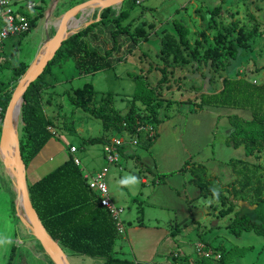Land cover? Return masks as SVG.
I'll return each instance as SVG.
<instances>
[{
	"label": "rangeland",
	"instance_id": "1",
	"mask_svg": "<svg viewBox=\"0 0 264 264\" xmlns=\"http://www.w3.org/2000/svg\"><path fill=\"white\" fill-rule=\"evenodd\" d=\"M26 1H31L36 5L31 11L33 18H36L35 25L21 37L15 36L4 40L0 52V90L5 87L8 90H14L24 74L16 75L14 68L21 63L26 64L28 68L46 40L54 34L55 26L63 13L86 0H22L20 4L23 5ZM18 5L19 3H13L12 8ZM104 9L107 10L104 12L107 19L93 25L86 34L85 40L91 48L102 53L109 49L111 55L120 60L107 69L82 74L77 71L73 60L67 59L61 65L59 62L54 64L46 76L50 85L43 90L42 104L46 114L52 117L57 126L56 128L51 127V131L56 135L61 134L60 139L63 142L71 141L78 146L77 143L85 137L103 136L108 141L113 137L123 136L114 130L105 131L99 119L71 106L66 91H72L85 83H90L94 89L90 99L91 106H98L108 93H112L114 98L108 113L123 114L129 108L133 97L151 95L150 87L154 86L161 77L162 68L167 67V82L163 85L162 93L168 101L172 100V102H169L170 104L163 102L160 116L175 117L173 122L177 127L169 124L171 120L168 122L163 120L164 124H162V137H166L162 143L172 144L168 125L174 127L172 132L175 134L172 137L180 139L178 125L182 128L187 126V131L192 123L196 127L197 124L205 125L211 122L212 116H207L210 114L205 115L206 118H203L201 122L198 116L204 114L199 109L196 116H192L193 119L188 116L196 112L193 110L196 109L193 101L197 93L215 92L220 87L221 79L227 76L245 77L253 83H260L264 80V0H122L121 4L96 9L94 12L84 9L75 15L68 27H73L84 12L89 15L86 16L82 25L94 19L96 15L103 18ZM123 11H128L129 16L121 23L123 25L129 23V31L135 34L132 37L131 32L120 33L112 37L110 31L116 27V23L110 18ZM173 21H182L189 27L186 44L178 42ZM247 29L254 31L252 33L255 34L248 40L242 41L246 46L241 49L237 62L225 65L217 71L210 70L209 74L205 73L206 67L203 62L201 65L196 63L193 67L188 64L189 62L187 64L178 63L172 54H162L163 40L168 41L169 35L175 37L176 43L182 49V54L190 59L192 50L198 49L202 54L203 48L213 42L215 35H228L226 38H233L236 42V37L240 32ZM166 33L169 35L166 36ZM203 34L206 39L203 38ZM196 41H198L197 44ZM132 75H137L138 78L135 79ZM209 76L212 78L209 79ZM136 103L143 110L144 105L140 100H136ZM191 105L194 106L191 108L193 111L189 110ZM207 109H214V113L251 115L249 110L207 106L204 111ZM187 110L189 113H184ZM207 111L210 112V110ZM18 119L17 129L20 123V113ZM234 120L240 122L238 118ZM230 126L229 122L220 121L213 133L210 147L199 153L200 159L209 157L208 163L203 162L207 165L210 177L218 183L221 190L219 199H215L212 194L207 197H196L198 194L195 195V193L190 195L193 196L191 211L187 212L186 218L181 222H177L178 217H181L177 208L155 205L151 202L149 194L152 190L150 182L154 175L160 173L161 170L175 167L171 159L159 158L155 153L149 152L138 144L124 146L121 150L119 164L109 165L105 180L111 202L123 208L124 229L126 230L137 222L148 225L161 224L169 228V231H172L166 242L171 251L169 253H172V256L179 253L184 258H190L188 264L216 263L215 251L211 250L209 257L197 251L196 246L203 242L210 244V248L218 247L219 251L224 253V264H264V235L250 230L235 236L226 228V224L240 213L248 214L251 219L263 223L264 226V204L251 202L254 195L252 190L255 187L254 182L250 192L238 193L237 198H234L235 195L230 192L228 184L248 173L246 168L238 165H236V171H233V165L228 162L229 160L244 159L248 167L257 165V176L264 178V150L254 149L251 152L244 145L235 147L233 140H238L245 135L233 130ZM194 133L195 130L192 131V134ZM179 143L182 142L179 141ZM103 145L104 143L89 145L84 150L78 146L76 153L78 157H82L83 162L87 160L90 165L102 166L103 163L105 164L104 157H102ZM61 157L63 159L49 162L40 174L43 175L54 169L66 157H69L68 152H63ZM1 168L4 171L3 165L0 166ZM4 173L10 181V183L7 181V193L14 197L15 191L11 179L6 172ZM127 174L137 176L138 185L132 188L120 186L118 181ZM142 177L146 178L147 183L140 192L139 188L143 186L140 183ZM235 185L238 188L237 183ZM127 189L136 194L129 195ZM241 195L245 197L244 202L239 200ZM201 200L210 203L205 207L200 203ZM14 209L16 213L15 200ZM16 218V223L14 221L16 225L13 226L11 232L12 241L0 247V264L7 263L10 247L13 246L12 264L18 263L20 255L26 258L28 264H51L52 261L29 229L23 225L20 217L17 215ZM130 245L131 243H128L124 235H120L116 240L115 254L121 257H133V246ZM63 251L69 264L102 263L100 258L72 254L70 250L65 249Z\"/></svg>",
	"mask_w": 264,
	"mask_h": 264
},
{
	"label": "trees",
	"instance_id": "2",
	"mask_svg": "<svg viewBox=\"0 0 264 264\" xmlns=\"http://www.w3.org/2000/svg\"><path fill=\"white\" fill-rule=\"evenodd\" d=\"M106 11V9L102 11L103 18L99 21L89 24L65 39L53 58L48 61L43 72L31 81L26 88L23 94L18 127L20 152L25 167L53 136L50 128L57 127L52 117L46 114L41 98L43 90L50 85L46 80V76L51 67L57 62L61 65L63 61L72 59L79 73L89 74L107 69L120 60L113 57L109 49L102 53L95 48H91L85 40L86 34L93 25L107 19V16H104ZM128 16L129 12L123 11L117 16L109 17L116 23V27L110 31L112 37L120 33L127 34L131 32L129 31V23L124 25L121 23ZM35 20V17L31 19V28L34 27ZM173 25L178 36V42L186 44L189 27L182 21H173ZM252 32L254 31H248V29L241 31L236 37V42L233 38H226L228 35L221 36L217 34L212 39L213 42L208 47L203 48L202 54L199 53L198 49L192 50L190 59L182 54V49L176 43L175 37L166 33L165 35H169V38L168 41L163 40L164 44L161 50L162 54H172L180 64L189 62L188 64L194 67L196 63L201 65V62H203L206 67L205 73L209 74L210 70L217 71L225 65L237 62L241 49L246 46L242 41L252 37L255 34ZM130 34L133 37L135 33L131 32ZM203 38L206 39L204 34ZM59 59H62V61H59ZM26 68L27 65L21 63L14 68V72L19 76L25 72ZM203 75L205 74L203 73ZM167 76V67L164 66L161 77L154 86L150 87L151 95L133 97L129 108L123 114L118 112L108 113L114 98L112 93H108L98 106H91L90 99L94 89L90 83H85L81 87L72 89V91H66V95L72 107L81 109L99 119L105 131L114 130L127 138H136L137 144L147 149L155 141L156 131L153 135H150L141 129V126L153 124L156 127L162 119L160 109L163 102L166 101L167 104L172 102V100L168 101L162 93L163 85L167 82ZM134 78L136 79L138 76L136 75ZM211 78L212 76H209V79ZM220 83L218 91L197 93L193 101L196 109L193 110L197 111L207 106L249 110L251 112L250 119L239 118L237 115H230L229 117L231 118L232 129L245 135L238 140L233 138L234 146L244 145L251 152L254 149L264 150V80L260 83H253L245 77L227 76L222 78ZM11 93L12 90H8L6 87L0 90L1 118ZM136 100H140L141 104L144 105L143 110L138 107ZM194 106L191 105L190 108H194ZM236 118L240 119L239 123L234 120ZM106 142L107 140L103 136L82 139V144H105ZM228 162L233 165V171H236V165L242 166L248 171L244 177L228 183L230 192L235 195L234 198L238 197V193L250 192L254 182L255 187L252 189L254 195L251 202L264 204V178L257 176L256 169H258V166L248 167L244 159L229 160ZM186 165H188L192 174L193 183L201 190V197L212 194L211 187H219L218 183L213 181L214 178L210 177L203 164L185 161L177 171H183L186 169ZM235 183H237L238 188ZM28 192L32 206L47 233L63 249L70 250L72 254L100 258L102 259L101 264H188L189 262L187 258H181V260L172 263L134 262L132 259L116 255L115 244L120 234L117 231L115 222L107 208L100 204L99 195L88 187L82 170L75 164L72 156L43 174L34 183L29 184ZM239 200L244 202L245 197L241 195ZM226 228L229 233L235 236L250 230L264 235L263 223L251 219L246 213L235 215L226 224ZM205 250L208 249L205 247ZM212 250L220 253V258L216 259L215 264H224V253L220 252L218 247H212ZM13 255L14 246L11 248L6 264H12ZM17 264H28V262L23 255H20Z\"/></svg>",
	"mask_w": 264,
	"mask_h": 264
},
{
	"label": "crops",
	"instance_id": "3",
	"mask_svg": "<svg viewBox=\"0 0 264 264\" xmlns=\"http://www.w3.org/2000/svg\"><path fill=\"white\" fill-rule=\"evenodd\" d=\"M96 9L97 8H95L93 12ZM94 19H97V21H99L101 18L98 15H96ZM219 89L220 87L217 88L216 91H218ZM190 109L191 108H189V110ZM189 110H187V112L184 113H189ZM204 110L205 107L199 110L201 111V113L203 111L202 114L204 115H199L198 118L201 119L202 122V119L206 118L205 115L210 114L207 116H212L211 122L205 125L197 124L196 127H194L195 125L194 123H192L190 129L188 126L187 131H186L187 126L182 128L181 125H178V129L180 130V139L172 137L175 134L172 132V130H174V127L168 125L169 132L171 135L169 136L171 137V140L173 142L172 144L162 143V141L166 139V137H162V132H163L162 124H164L163 120H167V122L171 120V123L169 124H173L174 126H176V124H174L173 122L175 117H173L172 115L170 116L165 115L164 117H162L163 119H161L155 127L156 130L155 141L153 142L152 145H150L147 148L149 152L155 153L156 156L159 158L171 159L173 166H175L174 168H176V169L169 168L166 170H161L160 173L154 175L152 181L150 182L152 190L151 193L149 194L151 195V199H152L151 202L153 204L162 207L165 206L168 208H177L180 211V215H181V217H178L179 221L177 222H181L182 220H184L186 218L187 212L191 211L193 196L190 195H194L195 193V195L198 194L196 197L199 196L201 197V190L198 186H196L193 183L192 174L189 170L188 165H186V169H184L183 171H177V169L183 166L185 161H188V163L190 162L195 164L197 163L203 164L207 170L206 163H208L209 157H204L200 159L199 153L203 151V149L210 147L209 144H211L213 133L219 122L224 121V123L226 122L230 123L231 121V118H229L230 115H237L239 118L250 119V115L214 113L213 112L214 109H207L210 110V112ZM197 112L198 110L195 113H191L188 116H191V119H193L192 116H196ZM160 123L161 126H159ZM193 129L195 130L194 134H192V131H194ZM60 138H62L61 134L58 135L53 134V136L45 143V145L40 149V151L31 159L27 167H25V178L27 185L34 183L36 180H38L41 177L39 176L42 175L40 174L41 170L43 168H46L49 162L56 159H63L61 157V155H63V152L65 153L68 152L69 156L76 157L80 161H82V157H78L76 153V147L79 146L81 149L84 150L87 149L89 145L90 146L94 145V144H82L81 141L80 143H77L79 144L77 146L76 143H73L71 141L63 142ZM177 140L181 141L182 143L180 144L179 141ZM66 159L67 157L65 158V160ZM203 161H205L206 163H204ZM81 163L84 169L89 173H93L100 170L101 167L104 165L103 163L102 166H96V165L93 166L90 165L87 160H85L84 162L82 161ZM117 164H119V162ZM0 166L2 167L1 161H0ZM141 167H143V164H141ZM4 172H6L5 169L4 171H2L1 168L0 169V237H7L9 241H12L11 239L13 236L11 232L13 231V226L16 225L15 220L17 219L16 218L17 212L15 213V209H14V200L16 198V193H14L15 195L14 197L12 195L10 196V194L7 193L8 192L7 181H9V179ZM28 177H30L29 180ZM140 183L141 186L143 185L142 187L139 188L141 192V188H144V185H146L147 183L146 178L142 177ZM127 192L129 193V195H132V193L136 194V192H132V190L129 189H127ZM171 232L172 231H169V228L164 227L161 224L148 225L137 222L129 226L124 233V238L128 241V243H131L130 245L131 247L133 246V252H132L133 257L129 259H132L134 262L157 261L161 263H172L175 262L176 260L177 261L181 260V258L184 257H182L179 253H176L173 256L172 253H169L171 251L169 250V245L166 242ZM203 243L205 244L206 249L212 250V248L209 247L211 246L210 244H207L206 242ZM10 251H11V247L9 250V254ZM187 260L190 262L191 259L187 258Z\"/></svg>",
	"mask_w": 264,
	"mask_h": 264
},
{
	"label": "water",
	"instance_id": "4",
	"mask_svg": "<svg viewBox=\"0 0 264 264\" xmlns=\"http://www.w3.org/2000/svg\"><path fill=\"white\" fill-rule=\"evenodd\" d=\"M98 1H101L104 7H108L116 4L120 0H86L72 6L65 13H63V15L58 20L57 26H55L54 34L46 40L39 53L35 56L34 60L21 76L16 87L12 91L9 102L4 110L0 127V161L5 171L7 170V168H14V178H12L7 173V171L6 173L10 177L14 191L16 193L15 206L17 215L18 217H20L23 225L24 222L22 216L25 215L28 218L34 230H30L27 226L26 227L29 229L34 238L39 242L43 251L49 257L53 264H69V262L63 249L56 241L51 238V236L45 230L32 206L28 192V185L25 178V165L22 160L18 139H16L14 142V155L11 160L7 156L8 147L5 144L6 139H3V137L8 138L11 129L13 128L14 121L18 119L23 102V94L26 88L31 81L35 80L43 72L48 61L53 58L56 51L60 48L62 42L72 34L97 21V19H91L84 25H79L75 29H69L68 24L70 20L74 18L76 14L89 7L92 3ZM45 46H47V50L43 52Z\"/></svg>",
	"mask_w": 264,
	"mask_h": 264
},
{
	"label": "built area",
	"instance_id": "5",
	"mask_svg": "<svg viewBox=\"0 0 264 264\" xmlns=\"http://www.w3.org/2000/svg\"><path fill=\"white\" fill-rule=\"evenodd\" d=\"M22 0H0V50L4 40L19 36L28 32L31 28V19L33 15L31 11L36 6L31 1H26L23 5L20 4ZM13 3H19L17 7L12 8ZM1 113L2 108L0 106V127H1ZM141 129L145 130L150 135L155 133V126L153 124H148L141 126ZM127 144H137L136 138H127L126 136H117L108 140L102 148V153L104 157L105 164L100 170L89 173L87 172L81 161L74 157V162L82 170L83 177L85 178L88 187L94 190L100 198V204L107 208L109 214L112 216L117 231L120 235H124L125 229L123 227L122 212L123 208L113 204L109 198V191L106 184V176L109 172V165L117 164L119 162L122 149ZM197 251L203 252L205 257L211 256V250H205V244L200 243L196 246ZM216 259L220 258V253L216 252Z\"/></svg>",
	"mask_w": 264,
	"mask_h": 264
},
{
	"label": "bare ground",
	"instance_id": "6",
	"mask_svg": "<svg viewBox=\"0 0 264 264\" xmlns=\"http://www.w3.org/2000/svg\"><path fill=\"white\" fill-rule=\"evenodd\" d=\"M121 2H122V0H120V1L117 2L116 4H121ZM116 4H115V5H116ZM98 6H99V7H98ZM97 7H98V9H100V8H103L104 5H103V3H102L101 1H98V2H94V3H92L89 7H87V9H89V11L93 12V10H94L95 8H97ZM87 9H85V10H87ZM88 15H89L88 13L84 12V15H83V16L77 21V23H75V25H74L73 27H68V28H69V29H75V28H77L79 25H82V24L85 22V17L88 16ZM72 19H73V18H72ZM72 19H71V20H72ZM71 20H70V21H71ZM81 20H82V22L80 23ZM78 23H80V24H78ZM76 24H78V25L76 26ZM46 50H47V46L44 47L43 52H45ZM18 120H19V119H18ZM17 124H18L17 120L14 121L13 128L11 129V132H10L8 138L3 137V139H6V140H5V144H6V146L8 147V153H7V156H8L11 160H12L13 155H14V142H15L16 139H18V129H17ZM1 155H2V153H1ZM3 159H4V158H3ZM6 171H7V173H8L12 178H14V168H9V169L7 168ZM22 217H23L24 225L27 226L30 230H34L32 224L30 223V221L28 220V218H27L25 215H23Z\"/></svg>",
	"mask_w": 264,
	"mask_h": 264
},
{
	"label": "clouds",
	"instance_id": "7",
	"mask_svg": "<svg viewBox=\"0 0 264 264\" xmlns=\"http://www.w3.org/2000/svg\"><path fill=\"white\" fill-rule=\"evenodd\" d=\"M138 183H139L138 177L135 175H131V174L125 175L123 178H121L118 181V184L120 186L127 187V188H132V187L138 185ZM210 191L212 192L213 197L218 200L219 195H220V191H221L220 188L217 186H213L210 188ZM200 203L205 205V207H207V205L210 202L206 201V200H201ZM8 243H10V241L7 237H0V247H3L5 245H7Z\"/></svg>",
	"mask_w": 264,
	"mask_h": 264
}]
</instances>
